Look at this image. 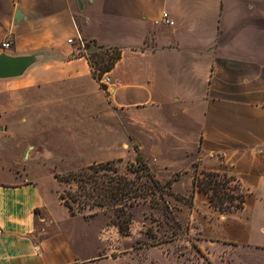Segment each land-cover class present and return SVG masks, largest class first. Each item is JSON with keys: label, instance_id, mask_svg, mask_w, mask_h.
<instances>
[{"label": "crops", "instance_id": "obj_1", "mask_svg": "<svg viewBox=\"0 0 264 264\" xmlns=\"http://www.w3.org/2000/svg\"><path fill=\"white\" fill-rule=\"evenodd\" d=\"M91 41L121 51L109 90L80 51ZM1 53L35 60L0 77V264L96 256L58 192L23 167L51 158L35 135L88 121L115 147L148 141L233 175L246 202L226 212L225 251L211 261L264 264V0H0Z\"/></svg>", "mask_w": 264, "mask_h": 264}, {"label": "rangeland", "instance_id": "obj_2", "mask_svg": "<svg viewBox=\"0 0 264 264\" xmlns=\"http://www.w3.org/2000/svg\"><path fill=\"white\" fill-rule=\"evenodd\" d=\"M96 50L93 43L85 42L80 51L93 54ZM75 124L72 128L54 129L46 136L35 135L36 143L45 138L51 158L23 163L26 171L33 178H41L53 194L75 190L71 185L58 182L55 175L69 178L70 174H77L96 162L111 160L120 174L134 177L130 170L136 164L137 154L160 183H171L167 202L155 205L141 201L129 208L132 219L128 235L121 234L112 224L109 209L97 207L78 211L69 224L83 236L80 247L85 245L87 257L91 247L99 249L85 264H213L211 255L215 258L224 253L220 237L225 216L230 215L211 206L207 195L195 186V177H202L205 171L200 170L195 159L190 162L181 151L152 152L148 149V141L143 150L138 146L140 140L129 146L115 147L110 145L109 133H97L99 128L94 122L88 121L85 127ZM54 204L57 207L56 202ZM91 212L96 213L87 215ZM56 213L61 217V209H56Z\"/></svg>", "mask_w": 264, "mask_h": 264}, {"label": "trees", "instance_id": "obj_3", "mask_svg": "<svg viewBox=\"0 0 264 264\" xmlns=\"http://www.w3.org/2000/svg\"><path fill=\"white\" fill-rule=\"evenodd\" d=\"M91 43L98 50L84 55L93 77L100 81L102 75L113 68L121 51L117 47H104L95 41ZM100 86L105 88L101 82ZM135 163L130 170L134 177L120 174L111 160L88 165L79 173L70 174L69 178L55 175L58 182L75 188L74 191L58 192V197L71 216L86 208L111 210L112 224L117 226L121 234L128 235L132 219L129 208L141 201L155 205L160 201L167 202V195H171V183H160L138 154ZM194 184L207 195L211 206L219 211H236L242 209L246 202L247 192L233 175L225 172L204 171L202 177H195Z\"/></svg>", "mask_w": 264, "mask_h": 264}, {"label": "water", "instance_id": "obj_4", "mask_svg": "<svg viewBox=\"0 0 264 264\" xmlns=\"http://www.w3.org/2000/svg\"><path fill=\"white\" fill-rule=\"evenodd\" d=\"M18 14H16L17 17ZM35 55L10 56L5 53L0 54V77H11L20 75L32 62Z\"/></svg>", "mask_w": 264, "mask_h": 264}, {"label": "built area", "instance_id": "obj_5", "mask_svg": "<svg viewBox=\"0 0 264 264\" xmlns=\"http://www.w3.org/2000/svg\"><path fill=\"white\" fill-rule=\"evenodd\" d=\"M162 19L165 23H172L171 19L168 17L167 13L162 14ZM69 42H71V39H68ZM13 43L12 38H5L1 42V48L2 49H8ZM81 46H84L83 43L81 42ZM101 83L105 86V90H109L112 86L117 85L119 82L118 81H113L111 78L107 75V72H105L102 77H101Z\"/></svg>", "mask_w": 264, "mask_h": 264}]
</instances>
